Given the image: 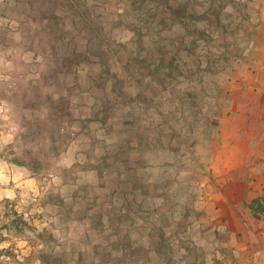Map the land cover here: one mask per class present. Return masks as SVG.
Segmentation results:
<instances>
[{"label":"rangeland","instance_id":"obj_1","mask_svg":"<svg viewBox=\"0 0 264 264\" xmlns=\"http://www.w3.org/2000/svg\"><path fill=\"white\" fill-rule=\"evenodd\" d=\"M263 34L264 0H0V264H230L214 156Z\"/></svg>","mask_w":264,"mask_h":264},{"label":"crops","instance_id":"obj_2","mask_svg":"<svg viewBox=\"0 0 264 264\" xmlns=\"http://www.w3.org/2000/svg\"><path fill=\"white\" fill-rule=\"evenodd\" d=\"M250 100L253 110L247 123L230 130L213 164L221 184L218 201L213 203L226 224L227 238L221 247H226L230 264H264V213L254 217L249 205L264 197V95Z\"/></svg>","mask_w":264,"mask_h":264},{"label":"trees","instance_id":"obj_3","mask_svg":"<svg viewBox=\"0 0 264 264\" xmlns=\"http://www.w3.org/2000/svg\"><path fill=\"white\" fill-rule=\"evenodd\" d=\"M59 101H61V100H59ZM61 104H64L63 102L61 103ZM63 107H62V109H61V112H62V115H61V118L62 119H66V115H67V113H68V106L66 107L65 105H62ZM64 113H65V115H64ZM66 121L68 122V120L66 119ZM60 125V124H59ZM59 130H62V126H60L59 127ZM62 134H63V132H62ZM58 148V147H57ZM60 150H61V148L59 147L57 150H56V153H59L60 152ZM15 160V162H17V163H19V164H27V162H25L24 160H22L20 157H18V156H16L15 158H14ZM264 198H256L252 203H251V207H252V209L253 210H257V209H263L264 208V203L262 202V200H263ZM16 214H18V211L16 210V212H15ZM12 222H16L17 223V227L18 228H23L24 226H26V225H32V224H30V222L27 220V219H25L24 218V216H21V214L19 215V218H12ZM8 227H10L9 226V224H5L3 227H0V243L2 242V241H4V240H6V236L2 233V229L3 228H8ZM35 229V228H34ZM37 237H39L40 235H41V232H38L37 234ZM8 247L6 248V247H3V248H1L0 247V254H2V253H4L5 251H8Z\"/></svg>","mask_w":264,"mask_h":264}]
</instances>
